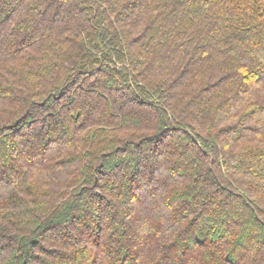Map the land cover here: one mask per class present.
<instances>
[{"label":"trees","instance_id":"trees-1","mask_svg":"<svg viewBox=\"0 0 264 264\" xmlns=\"http://www.w3.org/2000/svg\"><path fill=\"white\" fill-rule=\"evenodd\" d=\"M0 264H264V0H0Z\"/></svg>","mask_w":264,"mask_h":264}]
</instances>
